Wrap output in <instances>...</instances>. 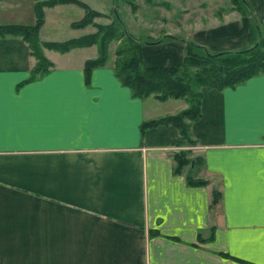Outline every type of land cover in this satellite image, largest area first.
<instances>
[{
    "label": "crops",
    "instance_id": "1",
    "mask_svg": "<svg viewBox=\"0 0 264 264\" xmlns=\"http://www.w3.org/2000/svg\"><path fill=\"white\" fill-rule=\"evenodd\" d=\"M247 1L254 16L231 9L187 23L180 12L165 30L179 37L142 45L143 61L176 63L186 39L215 52L244 47L251 18L264 13V0ZM54 8L72 14L68 26L83 12L69 2L45 13ZM0 10V23L33 22L31 2L4 0ZM46 22L39 39L53 40ZM42 51L51 66L26 80L27 43L0 36V264H264V71L201 87L192 159L175 171L173 154L185 146L177 128L139 125L185 108L184 99L132 96L112 60L85 78L95 45ZM187 174L207 182L188 184ZM213 187L220 195L210 206Z\"/></svg>",
    "mask_w": 264,
    "mask_h": 264
},
{
    "label": "trees",
    "instance_id": "2",
    "mask_svg": "<svg viewBox=\"0 0 264 264\" xmlns=\"http://www.w3.org/2000/svg\"><path fill=\"white\" fill-rule=\"evenodd\" d=\"M68 1H74L84 9L83 15L71 22L70 26L92 25L94 29L61 40H40L37 33L43 22V7ZM239 2L241 7L238 9L249 14L248 3L242 0ZM33 11L35 19L32 24L0 23V36H20L35 59L26 80L44 74L51 66V62L42 54L40 46L63 52L75 46L94 44L96 55L83 62V71L87 78L92 68L105 64L108 43L118 39L114 50L113 73L121 84L130 89L132 96L143 97L152 94L159 100L167 97L185 100V108L176 113L143 120L139 125L140 131L158 123L172 124L185 141L191 142L189 122L200 115L201 87L221 89L234 86L264 71V23L261 28L253 17L247 30L248 44L244 47L215 52L192 41H186L182 57L176 63L155 65L143 61L141 41L126 31L124 23L116 13L107 22L95 21L94 18L103 13L78 0H34ZM184 153L185 151H177L173 154L175 171L190 162ZM185 179L188 184L193 185L207 182L206 179L194 178L190 174H187ZM219 195V191L213 187L210 206L218 202Z\"/></svg>",
    "mask_w": 264,
    "mask_h": 264
},
{
    "label": "rangeland",
    "instance_id": "3",
    "mask_svg": "<svg viewBox=\"0 0 264 264\" xmlns=\"http://www.w3.org/2000/svg\"><path fill=\"white\" fill-rule=\"evenodd\" d=\"M2 1H4V0H0V2H2ZM23 1H26L29 3L31 2L32 12H33V22H34V19H35L34 18V11H33V1L34 0H23ZM78 1H82L86 5H88L91 8H94V9L101 8L100 7L101 5L104 6L105 13L102 12L103 15H101V18H99L100 16H96L94 18V20L97 18L98 21L104 22V21H106V19H110V17H112V15L116 13L117 16L124 23L126 31L129 34H131L132 36H134L136 39L141 41V46L144 44H148V43L151 44L154 42H160V41H164V40H169L171 38L179 37L176 34H167V33H165V30L173 29V27L176 26L177 21H178L177 18L183 17V15L180 14V12H182V11L185 12V18H186L185 22H187V23L188 22L192 23L194 18L197 16H200V15L201 16H208L209 14H212V13H220L222 11L231 10V9L238 11L241 15H248L246 12L238 9V7L239 8L241 7L240 2H239L240 0H78ZM242 1L248 3L247 0H242ZM69 2L75 3L76 5L80 6L83 9V7L80 4H78L74 1L59 2V3H55V4H60V3L62 4V3H69ZM55 4H53V5H55ZM53 5H51V6H53ZM45 7H48V6L43 7V21H44L45 14L47 15V22L44 25V28L46 27V29H44L42 31L43 36H46L48 34L49 36H51V38L53 40H61L64 38L77 36L78 31L72 29L66 23L67 20L69 19L70 15L72 16V14L70 12L63 10V11H61V13H64V14L58 15L59 14V13H57L58 10H56L54 8V9L46 10L47 13H45ZM182 7H183V9H182ZM248 7H249V14L253 15L252 8H251L249 3H248ZM16 10L17 11H14L13 13H11L10 16H12V15L16 16L15 14L21 13L20 8L19 9L16 8ZM83 12H84V9H83ZM83 12H82V15H83ZM263 12H264V10H263ZM0 13H2L1 10H0ZM24 13H26V12H24ZM54 15L59 16L58 17V23H59L60 27L58 29L54 30L52 33H49L48 30H49L50 25H52ZM104 17H106V18H104ZM78 19H76V20H78ZM73 21H75V20H73ZM73 21H71V22H73ZM256 21L262 28L263 23H264V13H263L261 20H256ZM33 22H31L30 24H32ZM90 26H92V25H90ZM38 31H39V29H38ZM183 35H181V36L183 37ZM15 36H17V35H15ZM37 36L39 38L38 33H37ZM186 41H192V42L198 44L197 42L193 41L192 39H186L185 42ZM117 43H118V39H113L108 43L107 59H106L105 63L107 61H111V60H112V62H114V59H115L114 50H115ZM247 44H248V39H247ZM92 45H94V44H92ZM39 46L40 45H38V47ZM75 47H80V46H75ZM43 48H47V47L40 46L42 54H43V51H42ZM95 48H96V46H95ZM48 49H50V48H48ZM140 49H141V47H140ZM183 51H184V49H183ZM34 61H35V59H34ZM112 66H113V63H112ZM49 67H48V69H49ZM29 71H30V69H29ZM149 95H152V94H149ZM193 144H194L193 140H191V142L185 141V146L182 148H179L178 151H185L184 155H186L187 159H192V157H189L187 155H188L189 148L193 147Z\"/></svg>",
    "mask_w": 264,
    "mask_h": 264
}]
</instances>
